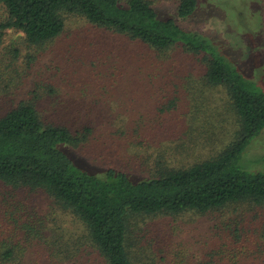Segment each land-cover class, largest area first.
Instances as JSON below:
<instances>
[{
	"label": "rangeland",
	"instance_id": "1",
	"mask_svg": "<svg viewBox=\"0 0 264 264\" xmlns=\"http://www.w3.org/2000/svg\"><path fill=\"white\" fill-rule=\"evenodd\" d=\"M148 1L161 18L173 17L206 38L264 89V0H197L187 17L178 15L174 0ZM6 17L0 4V24ZM165 53L75 15L43 45L4 28L0 116L33 99L46 120L78 133L89 128L85 140L58 148L99 176L112 168L138 181L160 165L195 163L212 156L233 129L232 115H215L227 92L201 79V54L180 45ZM244 156L251 169L264 171V132L250 140ZM0 225L18 248L7 264H106L81 220L43 190L0 184ZM6 235L0 228V239ZM128 237L136 264H264V204L139 217Z\"/></svg>",
	"mask_w": 264,
	"mask_h": 264
},
{
	"label": "trees",
	"instance_id": "2",
	"mask_svg": "<svg viewBox=\"0 0 264 264\" xmlns=\"http://www.w3.org/2000/svg\"><path fill=\"white\" fill-rule=\"evenodd\" d=\"M174 1L180 17L196 9L197 0ZM0 4L7 12L0 32L21 30L33 44L57 37L66 17L75 15L137 39L161 55L177 45L201 54L206 64L201 79L227 92L223 111L215 115L234 118L229 122L233 129L225 132L212 156L187 166L160 165L155 174L134 181L125 171L109 168L99 176L76 165L58 144L77 145L89 128L73 132L66 123L46 120L33 99L22 100L0 116V184L14 191L43 190L70 209L106 264H136L128 232L139 217L264 204V171L251 169L244 156L250 140L264 132V89L206 38L186 31L173 17L161 18L148 0H0ZM209 110L215 112L206 107ZM223 120H217L218 128L224 129ZM0 228L7 234L0 239V264H7L18 248L7 239L9 231ZM29 229L36 230L31 225Z\"/></svg>",
	"mask_w": 264,
	"mask_h": 264
}]
</instances>
